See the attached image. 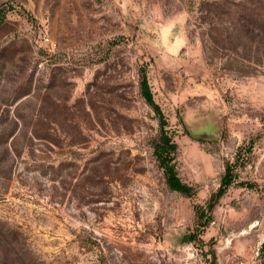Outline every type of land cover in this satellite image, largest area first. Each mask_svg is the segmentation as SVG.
Masks as SVG:
<instances>
[{"label":"rangeland","instance_id":"1","mask_svg":"<svg viewBox=\"0 0 264 264\" xmlns=\"http://www.w3.org/2000/svg\"><path fill=\"white\" fill-rule=\"evenodd\" d=\"M19 262L264 264V0H0V264Z\"/></svg>","mask_w":264,"mask_h":264},{"label":"trees","instance_id":"2","mask_svg":"<svg viewBox=\"0 0 264 264\" xmlns=\"http://www.w3.org/2000/svg\"><path fill=\"white\" fill-rule=\"evenodd\" d=\"M140 93L142 95V97L145 99V101L156 111V112H160L159 111V107L158 105L154 102V99L152 97L148 82H147V78L144 72L141 73V78H140ZM166 137L163 136L162 138V146H164L165 148H163L162 150H166L164 155L161 151H157V158L160 161L161 166L163 167L164 173H165V177H166V181L169 184V186L172 189L175 190H179L181 192L184 193H188L191 190V187L182 183L181 180L179 179V177L177 176L174 166L169 163V161L171 160V156H169V151L173 150L175 148V143L173 141ZM164 152V151H163ZM25 263V262H24ZM18 264H23V263H18Z\"/></svg>","mask_w":264,"mask_h":264}]
</instances>
